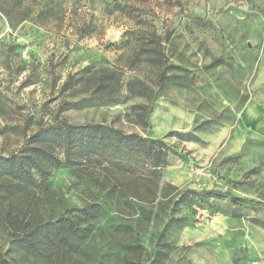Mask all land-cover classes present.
Instances as JSON below:
<instances>
[{
  "label": "rangeland",
  "instance_id": "obj_1",
  "mask_svg": "<svg viewBox=\"0 0 264 264\" xmlns=\"http://www.w3.org/2000/svg\"><path fill=\"white\" fill-rule=\"evenodd\" d=\"M250 100L264 109V0H0V157L62 121L171 150L155 193L52 171L57 212L99 204L104 214L75 264H264V136L246 130L229 151ZM211 189L221 198L187 192ZM181 216L187 225L170 222ZM0 252L39 264L7 232Z\"/></svg>",
  "mask_w": 264,
  "mask_h": 264
},
{
  "label": "trees",
  "instance_id": "obj_2",
  "mask_svg": "<svg viewBox=\"0 0 264 264\" xmlns=\"http://www.w3.org/2000/svg\"><path fill=\"white\" fill-rule=\"evenodd\" d=\"M170 153L164 143L103 124L62 121L39 126L17 152L0 157V232L10 234L12 244L39 264H75L88 259L85 245L104 218L101 206L88 204L57 212L59 203L47 201L54 200L46 187L52 171L83 169L92 177L99 176L92 178L95 184L107 183L109 193L149 194L155 193ZM127 181L133 185L130 192L124 189ZM143 182L149 185L144 186L146 192L141 188ZM187 192L205 199L221 198L212 189ZM15 201L24 202L18 218L12 215ZM230 201L246 202L236 197ZM2 203H7L9 211ZM186 221L182 216L170 218L178 227L187 225ZM0 264H11L1 252Z\"/></svg>",
  "mask_w": 264,
  "mask_h": 264
},
{
  "label": "crops",
  "instance_id": "obj_3",
  "mask_svg": "<svg viewBox=\"0 0 264 264\" xmlns=\"http://www.w3.org/2000/svg\"><path fill=\"white\" fill-rule=\"evenodd\" d=\"M250 130L264 136V109L253 100L248 101L238 114L237 129L231 134L229 151H240L244 140V131Z\"/></svg>",
  "mask_w": 264,
  "mask_h": 264
}]
</instances>
